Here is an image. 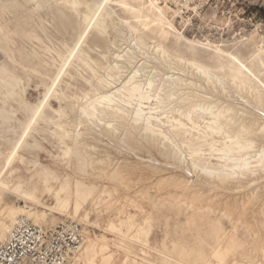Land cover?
<instances>
[{
	"label": "rangeland",
	"instance_id": "obj_1",
	"mask_svg": "<svg viewBox=\"0 0 264 264\" xmlns=\"http://www.w3.org/2000/svg\"><path fill=\"white\" fill-rule=\"evenodd\" d=\"M75 1L79 3L78 7L74 6ZM124 1L131 5L132 1ZM153 1L173 28L164 43L154 34L135 29L129 13L121 9L118 0H0V78L9 79L12 87L8 89L14 92L12 100L6 98L5 90L0 88V108L10 111V122L0 116V223L3 222L8 227H0L2 241L7 230L19 218L45 227L74 222L81 228L84 242L69 264L88 263V251L99 244H106L118 261L125 256L128 264H264V249L254 245L255 238L264 241V229L261 230L264 223H246L242 215L233 219L235 227L228 218L217 217L211 212L196 216L190 209L187 210L185 203L162 199L166 195V190H162V198L159 200L141 202L142 213L130 206L123 208L128 213H136L139 221L150 218V248L145 250L143 257L127 238L122 239L115 231L109 232L106 229L110 223L117 226L121 218L117 210L120 199L109 202L104 193L101 199L92 200L93 192H90L87 198L71 200L67 179L70 171L66 166L67 160L62 157V151L66 149L68 142L61 138L58 123L72 115V108L78 105L80 98H90L96 93L92 85L100 82L103 70H109V60H112L110 45L115 43L114 37L110 36L104 26L94 28L84 23L80 12L90 11L92 20L97 18L99 22L119 18L130 34L141 38L147 48H161L220 78L231 76L236 69L228 64V58H221L215 50L237 55L245 67L255 71L259 80L264 83V0ZM69 50L73 51L72 55ZM144 51L150 53L149 49L145 48ZM256 56L259 59H255ZM66 57L69 61L65 60ZM149 58L147 67L150 68L156 62ZM112 71V75L118 76L121 69L112 65ZM242 80L248 83L245 76ZM252 86L258 91L264 104V95L258 83ZM118 97L123 100L121 96ZM143 102L151 108L155 102L154 95L151 93L150 100ZM155 110L160 112L157 108ZM207 120L203 114H197L194 117L196 126L182 121L185 127L180 128L176 123L161 118L162 122L171 125L172 133L165 130L166 136L189 156L190 161L217 169L225 164V160L210 149L209 143H199L196 149L200 151L196 155L190 149V143L198 136L206 139L203 132L210 134L206 129ZM18 123L22 124L15 128ZM9 125L13 131L17 130L16 133L23 134L28 142H31L29 134L34 132L39 143V161L28 157L16 146L9 145L12 137H17L14 133L12 135V129H8ZM116 136L119 139L115 140L118 139L119 144L114 142V138L113 143L106 137H100L104 140L103 143H108L106 146L109 148L99 143L102 141L98 142L90 137L87 141L91 152H88L92 154L95 151L96 146L93 144H98V149L103 145L101 151L106 148L109 159L111 155L110 161H127L131 154L125 151L126 142H120L119 134ZM215 139L220 140L218 137ZM134 144L140 149L144 148L135 142ZM97 148L96 154L93 153L94 157L104 156V153L99 154L101 151L98 152ZM145 149L139 152L140 158L153 154V151L150 150L149 153ZM118 150L121 154H117ZM123 155L130 157L127 159ZM262 156L261 153L249 156L251 166L257 167L252 168L253 170L259 169L258 162ZM147 158L146 156L142 160L147 164L154 162L151 161L153 157ZM113 161L115 166L117 161L115 164ZM112 164L109 166L108 162L105 166L110 170ZM47 168L52 171L56 181L42 189L41 185L46 182L43 170ZM89 173H92L91 170ZM126 174L115 176L112 180L110 177L103 184L116 185L118 189L130 187L129 193L133 196V190L139 189L141 181L134 180L138 179L137 173H130L129 176H134V179ZM124 177H127L125 181L122 180ZM84 179L81 181L87 183ZM64 180L65 184L62 182ZM98 184L100 185L97 180L96 185ZM120 189L111 195H123ZM148 194L157 195V192L150 188ZM63 201L68 202L64 205ZM20 210H24L25 214ZM250 223L255 229L248 228ZM117 229L120 227L117 226ZM250 229L253 232L260 230L253 234ZM115 240H122L123 249L112 247Z\"/></svg>",
	"mask_w": 264,
	"mask_h": 264
},
{
	"label": "bare ground",
	"instance_id": "obj_2",
	"mask_svg": "<svg viewBox=\"0 0 264 264\" xmlns=\"http://www.w3.org/2000/svg\"><path fill=\"white\" fill-rule=\"evenodd\" d=\"M130 1H132L131 5L124 0H118V4L123 11L129 13L134 28L143 33L154 34L161 43H164L173 28L156 7L155 2L153 0ZM78 5L79 3L75 1L74 6L78 7ZM75 10L80 12L77 8ZM79 14H81L84 23L94 28L104 26L110 36L114 37L115 43L110 45L112 60H109V70H103L99 78L100 82H95L92 85L96 93L92 94L90 98L86 96L80 98L78 105L72 108V115L58 123L61 129V138L68 142V146L62 151V157L67 160L66 166L70 171L67 179L72 195L71 200L87 198L90 192H93L92 200L101 199L104 193L107 194L106 197L107 201L110 200L109 202L114 200L116 202L120 199L121 202L119 201L117 206L118 214L121 216L117 223L120 229H117L114 223H110L106 229L109 232L115 231L118 237L122 239L127 238L132 245L136 246L143 257L146 254L145 250L150 248L152 236L150 218L146 217L139 221L136 213H128L123 208L130 206L135 211L142 213L141 202L152 199L154 201L159 200L162 198L160 194L162 190H166V195L162 199L185 203L187 210L190 209L193 215H205L211 212L217 217L224 216L232 222L237 216H243L246 223L253 221L257 225L260 222L263 224L264 104L252 84L258 83V87L264 95V83L259 80L256 72L247 69L237 55L216 49L215 52L221 58H228V64L236 69L231 76L220 78L198 65L172 56L161 48L155 46L147 48V44L143 43L141 38L130 34L124 27L123 20L119 18L113 17L112 20L106 19L99 22L97 18L92 20L90 11ZM53 18L55 19V16ZM98 32L103 35L102 32ZM145 48L149 49L150 53L144 51ZM69 53L72 55L73 51L69 50ZM149 57L151 61L156 62L150 68L147 67ZM255 59H259V57L256 56ZM65 60L69 61V58L66 57ZM112 65L121 69L120 75H112ZM243 76L247 78L248 83L242 80ZM8 87H12L10 80L0 78V88L5 90L4 96L11 98L14 92ZM151 93L154 95L155 102L149 108L145 106L143 101H149ZM118 96H121L123 100ZM156 108L160 112H156ZM147 109L150 111L146 112ZM153 114L157 116L155 117ZM197 114H203L207 117L206 129L210 134L203 132L202 135H206L205 140L202 136H198L190 143L192 154L196 155L200 151V149H196L199 143L207 142L212 151H216L224 158L225 164L221 168L213 169L201 165L200 162L195 164L190 161L189 156L180 151L165 134V130L172 133V129L171 125L162 122L161 118L184 128L185 124L182 121L196 126L194 117ZM9 115V110L0 108V116L6 118L8 122H10ZM21 124L18 123L15 128ZM8 129L11 130L12 126L9 125ZM11 131L12 135L14 133L17 137H12L9 145L16 146L28 157L39 161V143L34 137V132L29 134L31 142H28L29 140L26 141L27 139L23 138V134L22 136L20 132L16 133L17 130L13 131L12 129ZM116 134H119L120 142H126L125 151L127 150L126 152L130 153L131 157H126L124 154L123 157L127 159L130 157L124 162L121 160L123 158L118 157L121 161L116 160L117 166H114L112 164L114 159L110 161L111 155L109 159L106 148L104 149L106 151H101V149L103 145L108 147V145L106 146L107 142L103 143L104 140L102 139L106 137L110 142H113V138L114 140L118 138ZM90 137L98 142L102 141L99 142L103 144H100L102 145V147L100 146L101 149L97 148L98 144H93V146H96L98 152L101 151L99 154L103 155L104 153V156L98 157L99 154H97V157H94L93 153L96 152V148L92 154L88 152L90 143L88 144L87 140ZM215 137L220 138V140H216ZM118 139L114 142L118 143ZM129 141L144 146L149 153L150 150L153 151L151 156L144 154L148 158L153 157L151 161H157V163H145L142 159L146 156L140 158L138 155L140 151H144V148L141 147L143 149H140V147L135 146L134 142L133 145L131 142L128 143ZM260 153L263 156L258 162L259 169L253 170L252 168L257 167L251 166L248 161L249 156L251 154L257 156ZM117 154H121L119 150ZM116 161L114 160L113 163ZM108 162L109 166L111 164L113 166L110 170L105 166ZM89 170H91V174ZM145 171H149V173L145 174ZM125 173L128 176L130 173L131 175L137 173L138 179H134V176L129 177L140 180L141 185L139 189L133 190V196L129 193V187L119 188L123 195L113 197L115 194L113 196L111 194L119 190L118 186H105L107 183L104 185L103 181L110 177V180L114 179L115 176L120 175L119 177H121V174L125 176ZM43 174L46 182L41 185L42 189L56 181L49 168L43 170ZM84 178L88 181L87 183L81 181ZM125 178L127 177L122 180L125 181ZM97 180L100 183L98 186L96 185ZM65 181L62 182L65 184ZM127 181L129 182V180ZM133 183L135 184V181ZM150 188L156 190L157 195L148 194ZM63 202L65 205L68 201ZM248 203L250 205L247 206ZM20 212L25 214L24 210H20ZM20 220L25 219H17L7 230L4 240ZM251 223L249 227V224L247 225L248 228L252 226L253 223ZM233 226L235 227V224ZM0 227L8 228L3 222L0 223ZM251 228L255 229L254 227ZM263 229L262 227L261 230ZM257 230L260 229H256L255 232ZM262 232L264 233V231ZM262 232L261 234H263ZM3 241L0 236V243ZM114 242L116 243L112 245L113 248L123 249L122 240H115ZM254 245L259 249H264L263 240L255 238ZM156 252L159 254L158 251ZM87 256L89 262L85 264H128L125 256L120 261L116 260L113 252L106 244L92 247Z\"/></svg>",
	"mask_w": 264,
	"mask_h": 264
},
{
	"label": "built area",
	"instance_id": "obj_3",
	"mask_svg": "<svg viewBox=\"0 0 264 264\" xmlns=\"http://www.w3.org/2000/svg\"><path fill=\"white\" fill-rule=\"evenodd\" d=\"M83 242L74 222L45 227L20 220L0 243V264H69Z\"/></svg>",
	"mask_w": 264,
	"mask_h": 264
}]
</instances>
